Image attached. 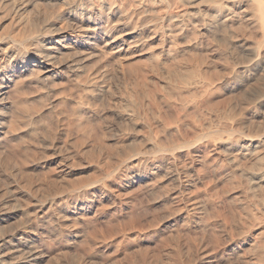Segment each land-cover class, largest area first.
<instances>
[{
    "label": "bare ground",
    "instance_id": "1",
    "mask_svg": "<svg viewBox=\"0 0 264 264\" xmlns=\"http://www.w3.org/2000/svg\"><path fill=\"white\" fill-rule=\"evenodd\" d=\"M0 264H264V0H0Z\"/></svg>",
    "mask_w": 264,
    "mask_h": 264
},
{
    "label": "rangeland",
    "instance_id": "2",
    "mask_svg": "<svg viewBox=\"0 0 264 264\" xmlns=\"http://www.w3.org/2000/svg\"><path fill=\"white\" fill-rule=\"evenodd\" d=\"M165 120L168 121V119H166V118H165ZM148 215H149V217H148ZM147 217H148V218H147ZM150 217H151L150 214H146V215H144V217L142 216V217L139 218V219L142 221V223H140V225L137 223V222H139V219L136 220V221H134V224L137 225V227H140V226H141L142 229H145V225H146V228H147L148 225H149V223H150V219H151ZM141 218H142L144 221H143ZM145 218H147V219H145ZM147 222H148V223H147ZM147 224H148V225H147ZM143 225H144V226H143ZM103 231H105V230H103ZM106 232H107V231H105V233H106ZM55 248L57 249V247H55ZM55 248H54V251H55L56 253H58V249L56 250Z\"/></svg>",
    "mask_w": 264,
    "mask_h": 264
}]
</instances>
